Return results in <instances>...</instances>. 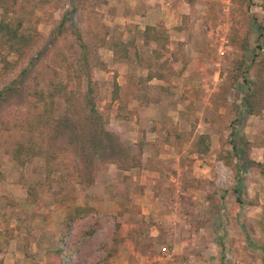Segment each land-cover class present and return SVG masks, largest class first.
<instances>
[{"label":"rangeland","instance_id":"1","mask_svg":"<svg viewBox=\"0 0 264 264\" xmlns=\"http://www.w3.org/2000/svg\"><path fill=\"white\" fill-rule=\"evenodd\" d=\"M7 4L31 44L19 54L0 39V264H264V0ZM86 74L140 162L106 163L91 188L66 176L69 152L48 179L50 130L30 127L65 113L56 86L83 99ZM84 204L97 213L62 242Z\"/></svg>","mask_w":264,"mask_h":264},{"label":"trees","instance_id":"2","mask_svg":"<svg viewBox=\"0 0 264 264\" xmlns=\"http://www.w3.org/2000/svg\"><path fill=\"white\" fill-rule=\"evenodd\" d=\"M16 2L17 0H13ZM8 0H0V6L4 8V15L0 22V39L9 44L10 50L19 54H23L24 49L30 46V38L22 31V22L20 20L13 21L7 18L9 14ZM67 21V16H64L58 26V33L62 34L64 25ZM151 30L150 26L146 29L147 36ZM77 33V30H75ZM77 43L81 48H84V42L81 36L76 34ZM149 39V38H147ZM159 36H155L154 40H158ZM261 47V46H259ZM88 79L87 90L83 99H79L77 103L74 101V96L67 94V88L64 86H56V91L50 94V98L55 95H63L68 107L63 116L54 119L46 118L44 121L31 123V128L38 126L48 127L49 132L46 133L45 140L47 143L46 150V168L47 177L50 179L54 173H58L62 178L63 171L57 165L58 156L63 153H71L75 160L71 164L72 173L67 172L66 176H72L75 182L84 187L91 188L96 185L98 173L103 166L112 162L117 164L121 169L128 170L132 167L139 166L138 156L133 152L132 148L125 145L121 138L109 131L104 123L101 113L95 106L92 97L91 79L89 74H86ZM9 89H13L11 86ZM5 91L0 92V97ZM40 101L47 99L45 93L35 92ZM79 102H81L80 105ZM248 108L250 113L253 112L254 105L248 99ZM236 148V146H234ZM254 164H257L254 162ZM67 171V170H66ZM66 178V177H65ZM64 178V179H65ZM96 209L89 205H76L65 217V222L62 226L61 241H66V237L73 229L74 223L83 220L93 214H96ZM119 224H116V231ZM95 232V227H89L85 235L91 236ZM116 233V232H115ZM114 233V235H115ZM63 248L57 251V256L62 260Z\"/></svg>","mask_w":264,"mask_h":264},{"label":"crops","instance_id":"3","mask_svg":"<svg viewBox=\"0 0 264 264\" xmlns=\"http://www.w3.org/2000/svg\"><path fill=\"white\" fill-rule=\"evenodd\" d=\"M152 14H153V12H150V13L147 15V17L150 16V15L152 16ZM146 19H148V20H152L153 18H146ZM135 179H136V178H135ZM96 209H97V208H96ZM97 210H98V209H97ZM112 213H116V211H112Z\"/></svg>","mask_w":264,"mask_h":264}]
</instances>
